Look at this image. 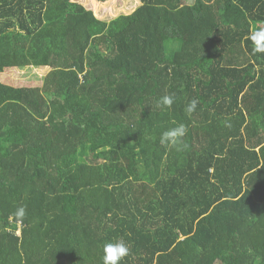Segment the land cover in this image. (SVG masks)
<instances>
[{
    "label": "trees",
    "instance_id": "obj_1",
    "mask_svg": "<svg viewBox=\"0 0 264 264\" xmlns=\"http://www.w3.org/2000/svg\"><path fill=\"white\" fill-rule=\"evenodd\" d=\"M139 3L0 0V68L50 69L0 82V264H264V0Z\"/></svg>",
    "mask_w": 264,
    "mask_h": 264
},
{
    "label": "clouds",
    "instance_id": "obj_2",
    "mask_svg": "<svg viewBox=\"0 0 264 264\" xmlns=\"http://www.w3.org/2000/svg\"><path fill=\"white\" fill-rule=\"evenodd\" d=\"M248 39L253 44L254 53H264V27H259L248 34ZM174 95H165L159 101L164 107L170 108L174 103ZM198 100H191L185 108L187 114L191 115L197 109ZM226 126H230L226 122ZM186 127L180 124L165 131L160 137L161 145L175 147L177 150L183 145V138L186 134ZM186 146V145H185ZM27 215L26 206L17 207L12 216L18 223H22ZM103 264H120L124 257L130 253L129 246L121 239L116 242H108L103 246Z\"/></svg>",
    "mask_w": 264,
    "mask_h": 264
},
{
    "label": "rangeland",
    "instance_id": "obj_3",
    "mask_svg": "<svg viewBox=\"0 0 264 264\" xmlns=\"http://www.w3.org/2000/svg\"><path fill=\"white\" fill-rule=\"evenodd\" d=\"M80 3L103 21H109L122 14H131L140 5L139 0H109L104 3H98L94 0H80ZM49 70V68H0V82L14 87H41L44 76Z\"/></svg>",
    "mask_w": 264,
    "mask_h": 264
}]
</instances>
